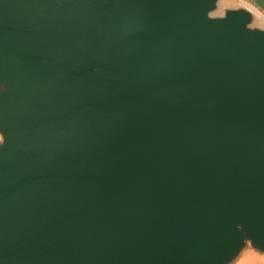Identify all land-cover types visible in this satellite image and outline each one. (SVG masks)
I'll return each mask as SVG.
<instances>
[{
	"label": "water",
	"instance_id": "1",
	"mask_svg": "<svg viewBox=\"0 0 264 264\" xmlns=\"http://www.w3.org/2000/svg\"><path fill=\"white\" fill-rule=\"evenodd\" d=\"M221 0H0V264L264 261V31Z\"/></svg>",
	"mask_w": 264,
	"mask_h": 264
},
{
	"label": "rangeland",
	"instance_id": "2",
	"mask_svg": "<svg viewBox=\"0 0 264 264\" xmlns=\"http://www.w3.org/2000/svg\"><path fill=\"white\" fill-rule=\"evenodd\" d=\"M247 8L252 10L258 17L257 28L264 31V13L256 8L250 0H221L217 10L212 14L213 17H222L225 15L227 10L237 8ZM243 264H264L263 259H257L253 255L244 259Z\"/></svg>",
	"mask_w": 264,
	"mask_h": 264
},
{
	"label": "trees",
	"instance_id": "3",
	"mask_svg": "<svg viewBox=\"0 0 264 264\" xmlns=\"http://www.w3.org/2000/svg\"><path fill=\"white\" fill-rule=\"evenodd\" d=\"M256 8H259L264 13V0H250Z\"/></svg>",
	"mask_w": 264,
	"mask_h": 264
}]
</instances>
